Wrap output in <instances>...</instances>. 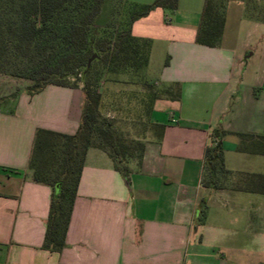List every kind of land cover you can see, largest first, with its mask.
Segmentation results:
<instances>
[{
  "label": "crops",
  "instance_id": "0c3cea01",
  "mask_svg": "<svg viewBox=\"0 0 264 264\" xmlns=\"http://www.w3.org/2000/svg\"><path fill=\"white\" fill-rule=\"evenodd\" d=\"M207 2L179 0L172 18L155 8L133 23L151 42L148 66L140 81H102L100 112L143 155L126 177L106 152L88 150L60 253L42 249L51 188L28 166L38 129L78 131L83 85L31 95L29 81L0 75V264H264V72L251 83L243 72L254 47L264 60V31L241 39L245 2L214 0L222 36L201 43ZM218 142L231 175L210 189L205 150Z\"/></svg>",
  "mask_w": 264,
  "mask_h": 264
},
{
  "label": "trees",
  "instance_id": "16d2710c",
  "mask_svg": "<svg viewBox=\"0 0 264 264\" xmlns=\"http://www.w3.org/2000/svg\"><path fill=\"white\" fill-rule=\"evenodd\" d=\"M178 1L156 0L142 5L110 0V17L99 23L106 0H0V75L29 81L31 95L49 85L75 88L82 84L85 93L82 121L75 134L38 129L35 135L28 167L34 182L51 188L43 250L60 253L66 247L89 149L106 152L126 177L129 161L141 159L144 144L128 142L113 122L102 116L101 83L124 77L140 81L149 63L151 42L135 37L132 25L155 8L174 14ZM212 3L214 0H208L206 4L204 36L198 40L208 45L219 42L224 27V17ZM223 134L215 132L216 137ZM230 175L221 144L208 146L203 185L223 189Z\"/></svg>",
  "mask_w": 264,
  "mask_h": 264
},
{
  "label": "rangeland",
  "instance_id": "374dc122",
  "mask_svg": "<svg viewBox=\"0 0 264 264\" xmlns=\"http://www.w3.org/2000/svg\"><path fill=\"white\" fill-rule=\"evenodd\" d=\"M247 8V16L248 18L246 20V23L240 26V38L243 40H246L249 30L253 31L252 38H255V34L258 30L264 31V0H244ZM111 14V2L110 0H106V2L103 5L102 12L98 17V22L103 23L104 21L108 20ZM169 17L172 18V14L168 13ZM250 22H249V21ZM236 25L238 26V23L235 22V20L230 17L228 26ZM255 31V32H254ZM263 41H264V35ZM255 51L250 50L248 53H255L254 56L248 60L247 64L244 67V77L246 78L247 83L252 82V76L258 73L259 75L264 72V66H262V62L260 61V50L259 48L254 47ZM247 56V55H246ZM264 65V63H263ZM129 77L126 78L128 80ZM106 117V116H105ZM109 120L113 122L115 130L128 142L132 141V137L130 134L126 133L127 129L124 127L125 131H121L120 129L116 128V123H119V120L115 117L112 118V116L107 117ZM131 118V117H130ZM131 123L133 121H130ZM120 127V125H118ZM130 131V130H129Z\"/></svg>",
  "mask_w": 264,
  "mask_h": 264
},
{
  "label": "water",
  "instance_id": "95a60500",
  "mask_svg": "<svg viewBox=\"0 0 264 264\" xmlns=\"http://www.w3.org/2000/svg\"><path fill=\"white\" fill-rule=\"evenodd\" d=\"M97 57V55H95L90 61H89V63H88V66H90L91 65V63H92V61H93V59H95Z\"/></svg>",
  "mask_w": 264,
  "mask_h": 264
}]
</instances>
